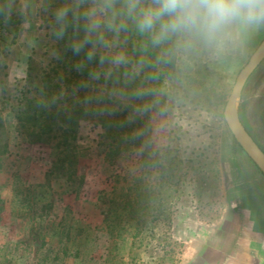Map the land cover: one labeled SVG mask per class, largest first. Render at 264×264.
<instances>
[{"label":"rangeland","instance_id":"374dc122","mask_svg":"<svg viewBox=\"0 0 264 264\" xmlns=\"http://www.w3.org/2000/svg\"><path fill=\"white\" fill-rule=\"evenodd\" d=\"M59 2L0 0V264H206L208 236L236 203L264 231V175L224 119L264 33L237 63L197 69L183 104L117 140L92 109L103 87L69 89L53 74L65 60L48 35ZM236 107L264 151V61ZM74 109L85 113L52 118Z\"/></svg>","mask_w":264,"mask_h":264},{"label":"clouds","instance_id":"9594fccd","mask_svg":"<svg viewBox=\"0 0 264 264\" xmlns=\"http://www.w3.org/2000/svg\"><path fill=\"white\" fill-rule=\"evenodd\" d=\"M43 10L47 13L49 5ZM264 33V0H60L49 38L77 58L98 98L162 119L202 67L237 63Z\"/></svg>","mask_w":264,"mask_h":264},{"label":"crops","instance_id":"0c3cea01","mask_svg":"<svg viewBox=\"0 0 264 264\" xmlns=\"http://www.w3.org/2000/svg\"><path fill=\"white\" fill-rule=\"evenodd\" d=\"M17 67V66H15ZM16 72L11 68V73ZM1 108V102H0ZM233 218L226 222L220 234H210L203 262L206 264H259V251H264V231L256 229L260 223L256 209L233 206ZM257 218V221L253 219ZM264 221V219H263ZM264 228V222L263 226Z\"/></svg>","mask_w":264,"mask_h":264},{"label":"trees","instance_id":"16d2710c","mask_svg":"<svg viewBox=\"0 0 264 264\" xmlns=\"http://www.w3.org/2000/svg\"><path fill=\"white\" fill-rule=\"evenodd\" d=\"M6 14L0 8V19L4 20ZM63 42L58 43V46L62 45ZM61 57H64L65 60L62 61L61 58L57 62L58 66L53 68V74L59 76V80L69 85V89H73V87H84V81L87 79V73H81L76 70L74 64L77 61V58L72 55L70 51H65L63 48L61 49ZM49 77H45L43 81H49ZM102 86L110 87L111 85H105L103 81H95L89 83L84 87L85 91L91 92V88L94 87L95 92L99 89L98 87ZM93 103V111H104L101 113L105 115L102 118L103 127L106 130H113L114 133L112 137H115L117 140H123L124 136L127 137V141H131L135 137L131 135L132 131L141 130L145 131L149 125L147 119L148 115L140 116V117H131V109L124 107L122 105H118L113 103L110 99H99L96 98ZM79 113H85L83 110H70L68 112H60L59 114H53L52 118L60 117V119L56 122H68L73 121L75 115ZM69 115V116H68ZM48 260V259H47ZM46 260V261H47ZM11 263V262H10Z\"/></svg>","mask_w":264,"mask_h":264},{"label":"water","instance_id":"95a60500","mask_svg":"<svg viewBox=\"0 0 264 264\" xmlns=\"http://www.w3.org/2000/svg\"><path fill=\"white\" fill-rule=\"evenodd\" d=\"M263 61L264 39L253 52L248 63L240 71L232 92L227 100L224 109V119L235 141L242 147L244 152L264 175V151L260 148V146L246 130L245 126L242 124L236 107L237 101L241 96L248 79Z\"/></svg>","mask_w":264,"mask_h":264}]
</instances>
